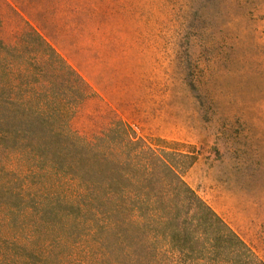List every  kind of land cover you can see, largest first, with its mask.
I'll return each instance as SVG.
<instances>
[{
	"label": "rangeland",
	"instance_id": "rangeland-1",
	"mask_svg": "<svg viewBox=\"0 0 264 264\" xmlns=\"http://www.w3.org/2000/svg\"><path fill=\"white\" fill-rule=\"evenodd\" d=\"M0 38L25 22L90 85L70 127L115 119L192 149L185 181L264 262V0H0Z\"/></svg>",
	"mask_w": 264,
	"mask_h": 264
},
{
	"label": "trees",
	"instance_id": "trees-1",
	"mask_svg": "<svg viewBox=\"0 0 264 264\" xmlns=\"http://www.w3.org/2000/svg\"><path fill=\"white\" fill-rule=\"evenodd\" d=\"M93 95L28 23L0 38V264H264L185 181L195 151L73 131Z\"/></svg>",
	"mask_w": 264,
	"mask_h": 264
}]
</instances>
